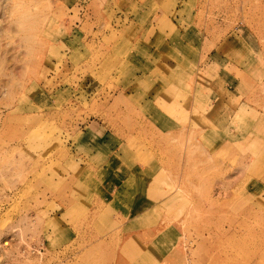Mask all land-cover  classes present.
I'll list each match as a JSON object with an SVG mask.
<instances>
[{
	"label": "rangeland",
	"instance_id": "374dc122",
	"mask_svg": "<svg viewBox=\"0 0 264 264\" xmlns=\"http://www.w3.org/2000/svg\"><path fill=\"white\" fill-rule=\"evenodd\" d=\"M0 264H264V0H0Z\"/></svg>",
	"mask_w": 264,
	"mask_h": 264
}]
</instances>
